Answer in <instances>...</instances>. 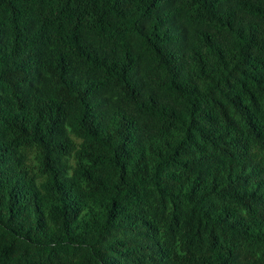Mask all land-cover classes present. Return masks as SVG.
<instances>
[{"label":"trees","instance_id":"16d2710c","mask_svg":"<svg viewBox=\"0 0 264 264\" xmlns=\"http://www.w3.org/2000/svg\"><path fill=\"white\" fill-rule=\"evenodd\" d=\"M0 264H264V0H0Z\"/></svg>","mask_w":264,"mask_h":264}]
</instances>
